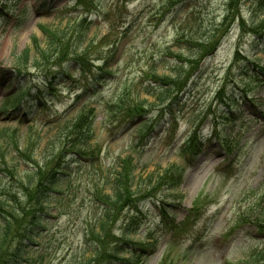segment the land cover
I'll list each match as a JSON object with an SVG mask.
<instances>
[{
    "label": "rangeland",
    "instance_id": "obj_1",
    "mask_svg": "<svg viewBox=\"0 0 264 264\" xmlns=\"http://www.w3.org/2000/svg\"><path fill=\"white\" fill-rule=\"evenodd\" d=\"M228 2L191 0L169 9L168 0H0V169L11 171L0 174V199L15 196L0 212L11 223L10 235L35 204L28 198L35 174L48 172L62 148L56 123L92 109L89 145L97 153L92 163H74L64 154L59 164L68 167L67 177L60 194L43 202V231L25 247L8 238L3 250L9 259L20 254L31 264H86L89 232L101 213L95 190L119 170L121 159H131L135 186L141 185L137 197L163 170L176 167L182 174L177 190L162 197L163 210L175 208L164 214L173 230L160 222L157 190L136 213L123 208L113 216L116 238L123 218L139 221L129 239L148 245L145 264H264L251 257L264 252V228L257 224L264 225V85L250 70L264 68V33L251 26L261 16L253 13L255 4L235 0V18L225 22L216 49L207 55L189 41L219 37ZM46 31L63 35L61 50L39 60L35 46L47 50ZM82 31L89 43L83 73L65 65ZM104 60L114 75L77 101ZM62 65L68 76L52 78L63 73ZM176 70L186 85L173 90L167 105L144 94L154 76L174 77ZM25 90L30 96L21 108L6 114L7 99ZM136 108L145 113L131 121L126 112ZM142 121L150 125L140 132ZM196 140L200 151L193 153ZM33 173L31 185H21Z\"/></svg>",
    "mask_w": 264,
    "mask_h": 264
},
{
    "label": "trees",
    "instance_id": "obj_2",
    "mask_svg": "<svg viewBox=\"0 0 264 264\" xmlns=\"http://www.w3.org/2000/svg\"><path fill=\"white\" fill-rule=\"evenodd\" d=\"M81 1V0H78ZM85 1V0H82ZM170 8H175L179 5L189 3L191 0H168ZM250 3L255 4V8L253 13L257 14V16H261L260 19L256 20L255 23H253L252 29L255 30L256 28H259V32L264 33V0H247ZM84 4V3H80ZM79 4V5H80ZM237 5V3H236ZM235 7V0H229L227 3V11L222 19V24L220 27H223L222 33L219 37H216L214 39H205L202 41H198L194 36H191L189 38V41L192 45L195 47H200L204 50V53L209 55L214 48L216 49L217 46L220 45V42L223 38V33H225L226 28L229 26L228 24L225 26V22H227V19H229L228 23L232 22L234 20V16L232 15ZM1 10V8H0ZM1 14V11H0ZM83 23V20L81 21ZM83 27V31L85 27L80 25V28ZM83 31L78 33L73 42V54L74 58L71 60H68L65 65H71L74 67V70H78L79 72H84V61H87L86 59V51L88 50L89 43H86V38L83 35ZM45 36L48 42V48L44 52L43 50L39 49V46L36 45L35 49L38 52L39 60H42L44 58L52 59L61 50V43L63 40V35H58L50 31L45 32ZM197 42H200V45H197ZM84 45V47H82ZM196 47V48H197ZM199 50V48H197ZM190 50L191 47H190ZM206 55V56H207ZM26 56V53H25ZM25 58V57H24ZM36 66H38V63H35ZM65 65H62L61 71L62 74L58 75H52V78H58V77H66L68 76L69 68L65 67ZM251 72L256 78V81L258 83H261L264 85V68L258 67L256 65H252L250 68ZM113 72L111 70H108V61L104 60L102 62V65L97 67L95 74L92 77V80L89 84L85 87V90L83 91L82 95H78L76 97L77 101L82 98L83 96L87 94H94L97 90V88L100 86V84L104 83L105 80L111 78L113 76ZM150 84L146 89H144V94L147 96H150L154 99L155 104L157 105H167L165 104L170 97L173 90L177 87L178 91L182 90L185 85L186 81H184V77L182 76V73L180 70H176L174 77H162V76H154L150 80ZM43 84L49 85L52 87L51 81H44ZM41 94V93H40ZM217 97L219 98L222 95V92L217 93ZM30 96L29 90L22 91L19 95H12L9 97L6 101V110L5 113L8 114L9 112H17L21 106L22 102L25 97ZM36 100H39L36 98ZM122 100H120V103ZM173 105H169L166 108H172ZM24 113V112H23ZM145 111L142 109L136 108L133 110H128L126 112V115H129L132 117L130 120L138 119L143 116ZM26 114H21V118H25ZM66 118L62 123H56V127L59 129V132L62 133L60 137H62V148L58 151L56 160L54 161L53 165L49 168L48 172L46 173H37L35 175L38 176V179L35 183V185L29 189V200H32L35 202L32 206L28 208V214L27 216L23 214V216L20 219L26 220L21 224L20 228L18 230H15L12 235H10L11 230V223H9V219L6 215H4L2 212H0V264H31V258L30 257H22L19 255H14L9 259L8 253L4 252L3 248L6 246V242L8 241V238H14L19 240V243L23 246H27L28 244H31L33 240H35L37 237H39V232L43 231V223L45 222V211L47 210L45 207V204L43 202L48 201V197L51 194H60L57 192V189L60 185L63 184L65 181V178L67 177V174L65 173V170L67 171L68 167H64L63 164H59V162L62 160L64 154L71 156V161L76 163L77 161L84 160L85 162H94V160L97 159L96 155L97 153H94V149L91 148L89 145V142L91 141L93 137V133L91 130V126L93 123L94 115L93 110L88 109L87 111H83L80 113H77L73 119ZM24 120H20L22 122ZM150 123L149 121H142V123L139 124V130L140 132H143V130H146L149 127ZM150 132V131H149ZM146 133L147 135L149 134ZM64 135V136H63ZM228 148V147H226ZM183 150V149H182ZM181 150V152H182ZM190 151H193L195 153L196 151H200V141L196 140V142L193 144L192 147H190ZM83 155H90L89 157H85ZM131 159H121L119 161V170L115 172L113 175H109L105 178L103 181V189L102 190H95L96 193V200L101 205V213L98 217V219L95 221L93 229L89 232V240H90V253L89 258L86 264H145L146 260V250L148 248V245L146 243L142 242H135L133 243V240L129 239V235L136 234L139 230V221L135 220L134 217L129 216V218L124 219L120 225L121 233L119 237H115L111 234V227L113 226L115 222V218L113 219V216L116 212V215L123 210V208H127V211L130 212H137L139 203L142 200H145L149 197L155 198L159 195V200L156 206H158L159 215L161 217L160 222L163 226V229L166 230H173L175 228L174 224L167 223L168 217H166L164 214H172L171 212H174L175 208L170 206H167L168 208H171L170 211L163 210L164 200L162 199L163 196L166 194H173L175 192L181 182L182 174L178 171H176V167L167 168L163 170L160 174H157L156 177H151V187L149 190H146L145 193L139 194V196H135L139 191V187H136L135 177L133 175V172L135 170L134 165L131 164ZM49 164V163H47ZM175 169V170H173ZM0 174H10L11 171L9 169L2 170L0 169ZM5 171V172H4ZM11 175V174H10ZM34 173L32 176L28 177V181L26 184H21L23 186L27 185L28 188L29 185H31L33 176H35ZM142 183V180H141ZM108 189L109 193L104 194L103 191L105 189ZM8 190V189H7ZM25 191H28L24 189ZM158 192V195L156 196H150L152 191ZM2 196V195H0ZM167 196V195H166ZM6 200L7 202L3 203L0 199V208L3 206V204H9L11 205V198L12 201H14L15 196L10 194H6ZM152 199V198H150ZM157 201V200H155ZM15 202V201H14ZM61 204V200L59 202ZM32 204V203H31ZM134 218V219H133ZM257 224L264 228V225L262 222L258 221ZM19 226V225H17ZM149 237V236H148ZM153 241L151 242V244ZM36 248L37 251V257L40 260V250L38 245H33ZM151 251V250H149ZM252 260L254 258H264V252H260L257 254L251 255ZM243 263V262H242ZM245 263V262H244ZM243 263V264H244Z\"/></svg>",
    "mask_w": 264,
    "mask_h": 264
}]
</instances>
